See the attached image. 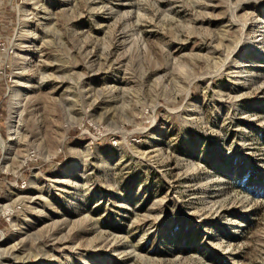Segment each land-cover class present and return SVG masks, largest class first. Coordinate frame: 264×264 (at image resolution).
Segmentation results:
<instances>
[{
	"label": "rangeland",
	"instance_id": "374dc122",
	"mask_svg": "<svg viewBox=\"0 0 264 264\" xmlns=\"http://www.w3.org/2000/svg\"><path fill=\"white\" fill-rule=\"evenodd\" d=\"M0 264H264V0H0Z\"/></svg>",
	"mask_w": 264,
	"mask_h": 264
},
{
	"label": "bare ground",
	"instance_id": "6f19581e",
	"mask_svg": "<svg viewBox=\"0 0 264 264\" xmlns=\"http://www.w3.org/2000/svg\"><path fill=\"white\" fill-rule=\"evenodd\" d=\"M17 94L18 92H16L15 90H11L9 92L8 102H9V107H10V113H9V120H8V134L10 137L12 136L13 133L15 134V130L13 129L14 128L13 123L15 122V119L21 114L19 112L21 98H20V95H17ZM4 155L5 156L7 155L6 150H4Z\"/></svg>",
	"mask_w": 264,
	"mask_h": 264
}]
</instances>
